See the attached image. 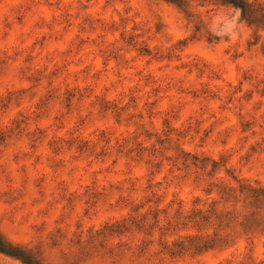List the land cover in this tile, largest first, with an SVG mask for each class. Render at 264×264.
<instances>
[{"label":"rangeland","instance_id":"obj_1","mask_svg":"<svg viewBox=\"0 0 264 264\" xmlns=\"http://www.w3.org/2000/svg\"><path fill=\"white\" fill-rule=\"evenodd\" d=\"M177 1L0 0V264H264L193 215L264 191V0Z\"/></svg>","mask_w":264,"mask_h":264},{"label":"trees","instance_id":"obj_2","mask_svg":"<svg viewBox=\"0 0 264 264\" xmlns=\"http://www.w3.org/2000/svg\"><path fill=\"white\" fill-rule=\"evenodd\" d=\"M177 1V0H172ZM179 2H182L181 4H185L188 6L191 2V0H178ZM177 1V2H178ZM206 2H210L212 0H204ZM216 1V0H214ZM218 1V0H217ZM223 2L227 4H231L235 7H239L242 11V14L244 16H248L250 19H252V14L254 13V10L252 9L255 5L253 2L249 3L246 0H223ZM142 149V148H141ZM178 158V157H177ZM187 158L182 159L181 163L184 165L185 168L188 169V162ZM176 161V160H175ZM177 162H175L173 165H176ZM217 188L219 194L221 195V198L223 202H227L232 196L235 194V188L227 185H213ZM238 192L242 196H246V198L250 197V195L254 196L255 200L259 202V205H257L254 210L250 213L247 212H241L237 213L235 209H226L225 207H219L217 205V202L212 203L209 205L207 209H198L193 211V215L198 217L200 220H208V219H216L220 222L224 223V220H229L234 217V219L239 220V226L243 229H250L251 227L246 228L247 221H251L254 226L252 227L253 230L264 232V191H256L252 187L248 188H242L238 190ZM250 194V195H249ZM181 212H178L180 214ZM251 226V225H249ZM0 246L4 243L3 239L0 237ZM1 248V247H0Z\"/></svg>","mask_w":264,"mask_h":264},{"label":"clouds","instance_id":"obj_3","mask_svg":"<svg viewBox=\"0 0 264 264\" xmlns=\"http://www.w3.org/2000/svg\"><path fill=\"white\" fill-rule=\"evenodd\" d=\"M239 14H240L239 10H237L236 15L231 20L225 19L224 23L227 25V27L221 31H216L214 28L213 34L218 36L229 35L233 39H235L236 37L235 29L237 28V20L239 19ZM217 19L219 20L220 18Z\"/></svg>","mask_w":264,"mask_h":264}]
</instances>
